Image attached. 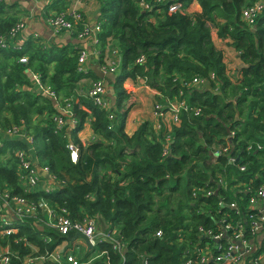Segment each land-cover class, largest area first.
<instances>
[{"label": "trees", "instance_id": "obj_1", "mask_svg": "<svg viewBox=\"0 0 264 264\" xmlns=\"http://www.w3.org/2000/svg\"><path fill=\"white\" fill-rule=\"evenodd\" d=\"M178 1L183 3L184 12L170 13L160 6L146 11L134 0H98L102 27L97 45L99 60L103 61L110 42L117 43L122 56L120 74L107 84L113 92L110 99H115L113 121L88 94L77 97L78 102L74 99L82 90L80 82L98 79L93 71L78 73V45L61 46L55 41L43 44L41 37L32 36L21 50L0 48V130L17 126L24 137L5 138L0 148V206L18 197L36 207L33 216L21 220L12 217L15 233H0V250L9 252L10 264H32L36 260L57 264L51 260L54 251L63 243L70 247L77 240L76 233L63 236L48 226L44 203L56 211L66 210L74 221L95 218L101 233L126 245L124 255H120L111 243H101L97 248L105 255L93 259L79 256L82 263L186 264L187 243L196 244L198 229L208 228L207 213L213 212L211 223L216 231L221 217L216 215L218 197L202 200L193 194L201 193L207 184L215 186L219 178L230 186L256 173L264 178V10L251 28L242 20V11L250 0ZM194 2L200 5V14L192 10ZM21 3L0 1V35L6 36L20 18ZM59 3L54 0L47 11L66 12ZM214 29L219 38L232 41L245 65L237 82L228 76L224 54L212 38ZM22 57H27L26 64L20 62ZM141 57L145 63L137 62ZM32 73L39 74L60 97L71 100L75 127L57 130L52 119L57 107L34 91ZM194 78L206 82L196 88L183 87L182 83L189 84ZM138 79L159 93L157 103L166 104L182 92V98L199 112L182 111L180 124L174 125L169 135L163 128L157 132L144 122L129 136L125 125L133 97L124 84ZM89 114L94 118L92 129L98 139L85 148L78 135ZM231 133L234 136L227 141ZM28 137L32 138L31 145L22 140ZM69 142L79 148L77 163L70 158ZM227 143L240 162L228 164V155L214 156ZM251 144L261 145L262 150L248 153ZM22 150L55 179L53 191H45L43 172L42 183L27 189L17 157ZM239 164H247L248 171L242 173ZM260 184L253 181L254 188ZM222 190L228 204L236 203L240 208L239 213L227 210V221L242 223L246 238L253 240L251 223L241 210L249 197ZM159 230L163 231L161 238L156 236ZM258 242L260 252H264V239ZM73 251L66 249V253ZM257 254L258 250L252 257Z\"/></svg>", "mask_w": 264, "mask_h": 264}, {"label": "built area", "instance_id": "obj_2", "mask_svg": "<svg viewBox=\"0 0 264 264\" xmlns=\"http://www.w3.org/2000/svg\"><path fill=\"white\" fill-rule=\"evenodd\" d=\"M1 2L3 0H0ZM14 1V0H10ZM24 2L25 0H19ZM54 0H43L44 2V15L52 28L54 34L62 35L68 34L74 37L79 43L82 44L79 47L78 65L77 70L80 74H88L87 67L90 60V53L88 48L90 45L97 46L99 44V35L102 32L101 24L98 23L93 28L89 22L85 19L82 12L77 9H70L63 13H57L54 10L47 11V6ZM76 3L86 2L88 0H75ZM142 9L146 11H152L157 6L165 7L170 13L184 12L185 7L183 3L178 0H134ZM252 1V2H251ZM251 4L245 7L242 11V20L251 28H253L256 19L264 10V0H250ZM161 12V10H158ZM27 26V19L25 15H21L18 21L13 25L11 30L6 36L0 35V48H13L21 50L25 39L23 38V32ZM99 54V53H98ZM20 62L26 64L28 62L27 57L20 58ZM138 63H145V58L141 57L137 61ZM105 74H116L117 66L115 63L105 64L102 68ZM212 79L215 78L213 75ZM33 89L36 93L41 94L50 100H52L57 107V114L52 119L56 124L57 130L62 132L69 125L75 127L77 121L74 119L73 107L71 100L63 99L56 91L49 85H45L41 81V76L36 73L31 74ZM206 81L200 78H194L191 83H182L183 87L196 88L202 86ZM108 87L103 80H95L88 92V96L93 100L94 104L101 109L110 113L109 119L113 121L115 119L113 111V105L107 98ZM180 96L175 97L171 101H167L166 104H156L155 111L159 116L164 114H170L173 126L180 124V114L182 111H194L198 113L199 110L191 108L186 100H184L183 93L180 92ZM113 126H110L112 129ZM162 125L157 126L156 130H160ZM22 128L14 127L5 132L0 130V148L3 145L5 138H24L22 136ZM234 136L231 133L227 141ZM26 140L31 145L32 138L28 137ZM168 140L170 138L168 137ZM67 149L70 152V158L73 163L79 161V148L73 143L69 142ZM231 145L227 143L225 147H222L214 156H229L228 164H236L240 162V158H237V154L230 153ZM261 151V145L252 144L247 147V152ZM236 155V156H234ZM19 164L24 171L23 180L27 189H35L42 183V172L47 175V183L43 182L46 192L54 190L56 186L55 179L48 174L47 169H39L34 163L30 153L26 151H19L17 153ZM239 170L242 173L248 171L247 164H239ZM261 181V184L254 188L253 181ZM223 189L225 194L239 195L240 193L249 197L248 204L241 210H244L246 215L245 219H248L250 225V235L253 240L246 238L247 229L243 227L242 223L232 224L227 221V210H232L239 213V207L236 203H230L225 199V195L220 190ZM222 190V191H223ZM201 193H194L193 197H201L202 200H207L213 196L219 198L216 215L220 214L218 219L217 231L212 228L211 221L214 218L212 211L207 213L209 225L205 229L202 226L198 229V241L196 244L187 243L188 249L185 251L184 259H187L186 264H264V252H260L259 239H264V178L260 174H253L249 180L237 181L234 185L227 183L224 179L219 178L215 182V186L206 185L204 190H200ZM201 195V196H200ZM8 197V196H7ZM46 208L47 216L49 218L48 226L59 234L67 236L70 233H76L85 237L93 248H97L99 244L104 242L111 243L113 250L120 255H124L126 251V245L121 242L120 239L110 237L99 231V224L95 218L86 216L81 221H74L71 219L66 210L60 209L58 211L50 209L47 204H43ZM204 205H208L204 203ZM5 206L9 211L13 213L16 219H24L26 217L33 216L36 213V207L29 204L25 199L15 197L11 201L5 202ZM13 206V207H12ZM226 213V215H224ZM255 213V215H254ZM206 223V224H207ZM12 223L4 222L0 225V233L10 235L15 233L16 230L11 228ZM232 231H235L232 233ZM219 232V233H218ZM101 236L103 239L99 238ZM157 237L163 236V231L159 230L156 234ZM100 239V240H99ZM225 240H228V244L225 245ZM255 241V242H254ZM256 243V244H255ZM83 246L90 250L89 246L84 241ZM225 245V246H224ZM258 250L256 257H252L253 253ZM105 255V252H101L99 257ZM97 258V257H96ZM51 260L57 264H87L82 263L78 256L68 252L65 254L54 252L51 256ZM32 263V262H31ZM0 264H10V255L6 250H0ZM148 264V263H147Z\"/></svg>", "mask_w": 264, "mask_h": 264}, {"label": "crops", "instance_id": "obj_3", "mask_svg": "<svg viewBox=\"0 0 264 264\" xmlns=\"http://www.w3.org/2000/svg\"><path fill=\"white\" fill-rule=\"evenodd\" d=\"M59 4L61 6H65L66 10L75 8L81 11L85 19L89 22L92 28L99 23V19L101 16V9L98 0H88L82 3H76L75 0H60ZM191 7L192 10L197 12L198 14H200L202 11L198 2H194ZM18 9H20L23 12V14L21 15H25L27 19V26L25 31L23 32V38L25 39V41H27L29 37L33 36L34 38L41 37L40 39L43 44H47L49 41H55L57 44L61 46L64 45H68V46L78 45L79 47L82 46L81 43H79L74 37H71L68 34H62V35L54 34L48 21L46 20V16L44 15L45 6L43 0H25L19 5ZM212 38L216 47L219 50H221L224 54V61L227 67L228 76L232 79L233 82H237L242 78L241 71L245 67V65L240 59L236 49L233 47L232 41L228 38L227 39L219 38L217 34V29H214L212 31ZM116 44H117L116 42L109 43L102 62H100L99 60V54H98L99 52L97 46L90 45V47L88 48V52L90 53L91 57L87 64L89 70L88 73H90L91 71L94 72V70L97 69L98 67L102 71V68L105 66V64L115 63V65L117 66V71H116L117 73L115 75L113 74H106V75L109 76L110 79H115V77H117L120 74L122 56L118 51L119 49L116 48ZM94 81H95L94 78H88L80 82L79 86H82V90L78 91L77 95L74 96L76 102L79 101V98L77 97L79 96L81 97L88 94L90 86ZM103 81L106 82V84H108L106 80ZM87 86L88 89L86 88ZM124 87L128 91L132 92V97H133V106L130 113L128 114L125 125L126 134L132 136L139 129L142 123L149 122L151 125H153L155 130L157 129V126L162 125V128L169 135L173 127L170 114H164L163 116H159L158 113H156L155 111V105L160 104V102L157 103L158 102L157 96H160L159 93L156 90L151 89L146 84V81L143 79H138L137 81L127 80L124 84ZM109 89L110 87H108V98L110 99L111 96L109 93ZM85 90H86V94H84ZM111 95L113 96V92L111 93ZM110 101H111L110 103L113 106H115L114 105L115 99H113V101L112 99H110ZM93 120H94L93 116L89 114L84 124V129L78 135L85 148L89 147L98 139L92 129ZM156 131L159 132L158 130ZM22 140L29 144V142L26 139H22ZM32 159L34 163L37 165L36 159L34 157H32ZM38 168L40 169L39 166ZM90 169L91 171L88 175L89 180L91 179L92 176L93 164L90 165ZM43 176H45V178L47 179V175L43 173ZM0 208H1L0 209L1 221L3 223L6 221L12 223V221L10 220L13 219L12 218L14 216L13 213L9 211V209H7L5 205H3V207ZM75 242H77V240Z\"/></svg>", "mask_w": 264, "mask_h": 264}, {"label": "rangeland", "instance_id": "obj_4", "mask_svg": "<svg viewBox=\"0 0 264 264\" xmlns=\"http://www.w3.org/2000/svg\"><path fill=\"white\" fill-rule=\"evenodd\" d=\"M78 10V9H77ZM79 11V10H78ZM81 12V11H80ZM20 14H23V12H21ZM89 84V83H88ZM91 87V86H90ZM87 89H88V86L86 87ZM84 94H86V90H85V92H84ZM156 106V105H155ZM1 207V206H0ZM1 209V208H0ZM0 216H1V214H0ZM1 218V217H0ZM46 218H47V222H48V224H49V218H48V216H47V213H46ZM1 224H3V222L1 221V219H0V225ZM12 224H13V222H12ZM81 242H84V239H82V238H77V242H73V244L72 245H70V247L68 246V244L67 243H63L62 245H60L54 252H58V253H62V254H65L66 253V249H70V250H72L73 251V249L75 250V251H73V253H74V255H76V256H78V258H79V256H83V255H90V258H95L97 255H99L101 252H100V250L98 249V248H90V250L89 249H87V247H85V246H83L82 244H81ZM65 251V252H64ZM43 264L44 263V261L43 260H36L35 262H32V264Z\"/></svg>", "mask_w": 264, "mask_h": 264}, {"label": "water", "instance_id": "obj_5", "mask_svg": "<svg viewBox=\"0 0 264 264\" xmlns=\"http://www.w3.org/2000/svg\"><path fill=\"white\" fill-rule=\"evenodd\" d=\"M96 76L98 79L100 80H106L107 82L110 80V77L107 76L104 72L101 71V69L98 67L97 69L94 70ZM109 93L111 94V89H109ZM77 237L79 238H82L84 239V241L86 242V244L92 248V246L90 245V242L85 238L83 237L82 235H77Z\"/></svg>", "mask_w": 264, "mask_h": 264}]
</instances>
